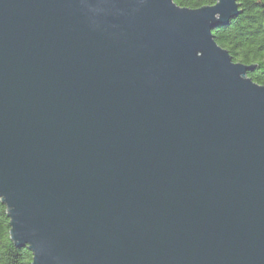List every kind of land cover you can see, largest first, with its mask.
Listing matches in <instances>:
<instances>
[{"label":"water","instance_id":"obj_1","mask_svg":"<svg viewBox=\"0 0 264 264\" xmlns=\"http://www.w3.org/2000/svg\"><path fill=\"white\" fill-rule=\"evenodd\" d=\"M238 0H0V200L32 264H264V87L219 47Z\"/></svg>","mask_w":264,"mask_h":264},{"label":"trees","instance_id":"obj_2","mask_svg":"<svg viewBox=\"0 0 264 264\" xmlns=\"http://www.w3.org/2000/svg\"><path fill=\"white\" fill-rule=\"evenodd\" d=\"M181 7L197 10L212 7L216 0H174ZM239 15L228 26L213 32L216 44L235 63L253 66L247 78L264 87V0H238ZM28 247L18 248L10 235L7 207L0 200V264H32Z\"/></svg>","mask_w":264,"mask_h":264}]
</instances>
